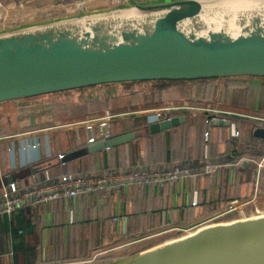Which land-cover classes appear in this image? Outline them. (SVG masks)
Here are the masks:
<instances>
[{"label":"crops","instance_id":"0c3cea01","mask_svg":"<svg viewBox=\"0 0 264 264\" xmlns=\"http://www.w3.org/2000/svg\"><path fill=\"white\" fill-rule=\"evenodd\" d=\"M113 1L85 0L92 8L103 7ZM1 3L5 8L10 7L17 21L41 12L51 14L58 10L62 13L78 8V5H69L65 0H2ZM241 81H247L250 90L264 89V79ZM150 89L151 92L145 94L116 95L118 90L109 87L106 91L111 96L107 102L80 101L79 117H72L69 121L57 119L60 114L50 112V105L41 103L39 98L7 104L8 114L0 113L8 126V133L0 134V176L33 162L52 160L56 155L86 144L89 134L84 129L83 120L100 117L105 110L113 116L112 134L142 130L155 121L150 112L157 104L161 102L170 106L176 97L173 90ZM170 89L181 88L172 86ZM157 92L160 97L156 96ZM154 97L156 101H148ZM134 101H140V104ZM181 101L180 105L170 107L182 108L172 116H186L185 123L54 166L24 182L37 183L61 174H101L132 170L138 165L155 169L179 163L214 164L218 166L215 176L190 177L162 189L136 184L115 188L108 194L83 195L74 200L59 199L53 204L0 216V264H116L204 226L203 223L213 215L223 212L229 201L253 199L244 206L245 213L252 208H264V168H259V164L264 165V139L252 135L256 126L264 127V115H240L243 108L255 110L258 105L264 112V98L260 103L257 98L254 103L246 102L243 108L239 102L233 105L236 109L229 112L222 107L217 109L227 114L223 119L229 121L228 127L206 126V109L187 112L190 106L187 101ZM58 103L60 111L69 110L67 102ZM128 107L138 108V116L125 118ZM69 114L71 117V111ZM243 127L250 128V131ZM97 134L95 129V138ZM241 161L244 165H240ZM237 215L234 213L222 220L228 221Z\"/></svg>","mask_w":264,"mask_h":264},{"label":"water","instance_id":"95a60500","mask_svg":"<svg viewBox=\"0 0 264 264\" xmlns=\"http://www.w3.org/2000/svg\"><path fill=\"white\" fill-rule=\"evenodd\" d=\"M244 1L263 10L245 14L234 0H114L1 25L0 105L72 91H85L81 102H107L109 87L132 95L151 92L142 85L160 81L264 79V0ZM179 109L166 107L142 130L112 134L111 118L95 138L102 122L92 131L86 126L93 142L0 176V193L31 184L24 180L54 166L177 127L187 121L172 116ZM223 118L221 110L205 112L206 126H230ZM252 135L264 139V127ZM258 209L263 212H239L116 264H264V208Z\"/></svg>","mask_w":264,"mask_h":264},{"label":"built area","instance_id":"2783aa9c","mask_svg":"<svg viewBox=\"0 0 264 264\" xmlns=\"http://www.w3.org/2000/svg\"><path fill=\"white\" fill-rule=\"evenodd\" d=\"M0 0V7L5 10ZM80 2L79 4L84 3ZM21 7V4L18 5ZM0 12V21L5 22L3 11ZM104 122L94 127L99 133H105L107 122L112 118L109 112H105ZM92 126V125H91ZM87 126L92 131V127ZM94 131V130H93ZM207 132L205 137H207ZM91 136L88 142H93ZM235 159V155H232ZM259 168L264 165L259 164ZM218 166L211 163H179L169 167H159L155 169H146L143 166H136L132 170L108 171L101 174L90 175H72L61 174L55 177H46L43 181L27 185H10L0 193V216H11L15 212L24 208H37L43 205L53 204L59 199L74 200L83 195H103L108 194L115 188L129 187L136 184L145 185L162 189L167 185L176 184L177 182L200 175L215 176ZM253 201H229L223 212L215 214L208 219L203 225L222 222V218L239 212L245 213L244 206ZM263 212L258 208H252L247 215H257Z\"/></svg>","mask_w":264,"mask_h":264},{"label":"rangeland","instance_id":"374dc122","mask_svg":"<svg viewBox=\"0 0 264 264\" xmlns=\"http://www.w3.org/2000/svg\"><path fill=\"white\" fill-rule=\"evenodd\" d=\"M65 1L67 2V4L69 2L70 3L69 5H78V7H80L81 10H84L83 9L84 7H82L84 6V3L82 4H79V3L85 0H65ZM4 9L5 10H3L2 7H0V12H2V10L4 11L2 16L6 17L7 20L5 22L0 21V26L6 23L10 24V23H16V22H26L29 19L30 20L34 19L33 18L34 16H31V17L25 16L19 19V21H17L15 18V13L11 11L10 7L4 8ZM73 10L76 12L75 9L70 8V11H69L70 13L68 14H73ZM51 14L47 12H41L40 14L35 15V17L40 19V18H45L46 15L49 16ZM241 80L242 79L229 80V81L214 80V81H208V82H193L191 83L190 86H186V87L182 86L181 89H170V87H172L170 86V87H165L164 90L176 91L175 99L173 100V102H170L172 103V105H180L181 100H182L181 103H183V101H187L186 103H188V105L190 106V109L186 108V109H189L187 110V112H194V113L202 109L211 110V109H220L221 107L224 110H228L229 112L230 109H236L235 106H233L234 104L238 105V103L241 102L242 108H243L244 103L246 102L254 103V100L256 98L258 99L259 103L262 102L264 98V89L261 88V90H255V89L250 90L247 87V81H241ZM142 86L144 89L152 87L150 84H143ZM128 87L129 86H122V88L124 89H127ZM156 94H157L156 95L157 97H160L158 92ZM80 95H81L80 91H72L68 93H63L61 95H50V96L42 97V98H39L38 100L45 105H50V108H51L50 112L52 113L57 112L58 114H60V118H57V119L69 121V119L71 120L73 119L72 117H76V118L79 117L78 116L79 114L78 106H79L80 101L78 100L77 97ZM164 99L165 98H163L162 100ZM61 101L67 102L68 104L69 110H67L66 112H62L63 110L60 111V106H59L60 104L58 102H61ZM148 101L152 102L151 99H148ZM153 101H156V97H154ZM159 101H161V98H159ZM229 101L232 104H230ZM28 102H31V100ZM134 102H136L137 104H140V101H134ZM147 105H154V104H147ZM170 106H164L160 102L159 104H157V106H155L156 108L151 110L150 115L152 114L159 115L165 112L166 107H170ZM181 107H185V106H181ZM242 108L239 107L238 109H242ZM260 110L261 109L259 105L257 106V109L255 110H252V108H249V109L243 108L242 114L240 115L244 117L248 116L249 114L264 115L263 110L262 112ZM70 111H71V117L69 114ZM138 112H140L138 108L128 107V111L125 113V118L131 119L133 116H136V115L138 116V114H136ZM0 113L8 114L7 104L0 105ZM75 114L76 116H74ZM109 115L112 116L111 113ZM104 118H106L105 111H103L100 117H97V118L90 117L86 120H83L84 122H82V124L84 126V129L88 125H96V124L101 123V120L104 122L105 120ZM6 125H7L6 118L0 117V134L1 135H5L6 133H8V126ZM244 125H248V124L245 123ZM243 128L249 129L250 131V128L248 127H243ZM240 129H242V127ZM7 142H8V139H7Z\"/></svg>","mask_w":264,"mask_h":264},{"label":"bare ground","instance_id":"6f19581e","mask_svg":"<svg viewBox=\"0 0 264 264\" xmlns=\"http://www.w3.org/2000/svg\"><path fill=\"white\" fill-rule=\"evenodd\" d=\"M258 1V0H255ZM234 2L240 3V5L243 7V12L245 14H255L257 12H260L259 10H263V8L257 7L259 5L258 2L256 3H246L244 0H234ZM242 29V27H240Z\"/></svg>","mask_w":264,"mask_h":264},{"label":"flooded vegetation","instance_id":"af4514ba","mask_svg":"<svg viewBox=\"0 0 264 264\" xmlns=\"http://www.w3.org/2000/svg\"><path fill=\"white\" fill-rule=\"evenodd\" d=\"M191 83H193V81H187V82H185L183 84H164V85L166 87L175 86L177 88H182V86L183 87L190 86ZM146 84H150L152 87H157V88L164 87V86H162L163 84L162 85L161 84H157V82L156 83L155 82H151V83H146ZM107 111H109V110H107ZM105 112H106V110H105Z\"/></svg>","mask_w":264,"mask_h":264},{"label":"trees","instance_id":"16d2710c","mask_svg":"<svg viewBox=\"0 0 264 264\" xmlns=\"http://www.w3.org/2000/svg\"><path fill=\"white\" fill-rule=\"evenodd\" d=\"M208 81H214V80H199V81H193V82H208ZM187 81H177V82H168V81H160V82H157V84H163L162 86L164 87H159V88H162L164 89L166 86L164 84H183ZM156 83V82H155ZM154 98H151V101H153Z\"/></svg>","mask_w":264,"mask_h":264}]
</instances>
